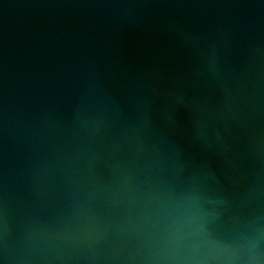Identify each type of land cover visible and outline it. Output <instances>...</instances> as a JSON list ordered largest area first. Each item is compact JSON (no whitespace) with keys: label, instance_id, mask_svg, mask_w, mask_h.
<instances>
[{"label":"water","instance_id":"obj_1","mask_svg":"<svg viewBox=\"0 0 264 264\" xmlns=\"http://www.w3.org/2000/svg\"><path fill=\"white\" fill-rule=\"evenodd\" d=\"M0 264H264V0H0Z\"/></svg>","mask_w":264,"mask_h":264}]
</instances>
